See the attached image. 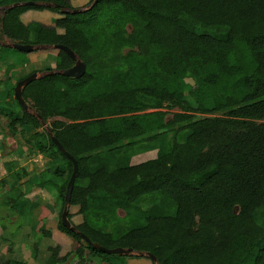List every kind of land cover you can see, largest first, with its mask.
I'll use <instances>...</instances> for the list:
<instances>
[{
    "label": "trees",
    "instance_id": "16d2710c",
    "mask_svg": "<svg viewBox=\"0 0 264 264\" xmlns=\"http://www.w3.org/2000/svg\"><path fill=\"white\" fill-rule=\"evenodd\" d=\"M64 9L76 10L69 0H0L1 40L66 46L87 65L83 78L65 77L60 72L76 61L58 51L55 68L24 88L43 121L14 97L26 77L8 88L4 99L11 102L0 105L11 135L25 137L50 161L29 187L56 192L58 230L79 244L65 255L49 246L42 264H123L131 257L107 255L63 226L74 166L49 131L78 163L69 208H78L83 221L74 223L70 211L68 218L94 244L149 253L154 264H264V0H92L81 13ZM30 11L59 17L53 26L25 24ZM154 149L155 159L131 163ZM11 172L17 183L29 177ZM156 192L176 203L175 216H147L145 226L125 232L88 220L98 204L107 217ZM9 205L18 216L40 209L37 232L52 238L46 207L22 193ZM39 255L37 242L36 262Z\"/></svg>",
    "mask_w": 264,
    "mask_h": 264
},
{
    "label": "rangeland",
    "instance_id": "374dc122",
    "mask_svg": "<svg viewBox=\"0 0 264 264\" xmlns=\"http://www.w3.org/2000/svg\"><path fill=\"white\" fill-rule=\"evenodd\" d=\"M71 2L72 8L76 10H81L82 12L89 9L92 6V0H69ZM35 17L37 16H49V18L42 19V23L49 24L53 23L54 21H51L50 17H59L58 14L49 12V11H32ZM31 15V14H30ZM0 16H2V12L0 11ZM36 19V18H34ZM27 20V22H29ZM54 25V23H53ZM3 41L6 44H11V41L7 38H4ZM23 55L20 51L16 49H9L4 48L3 49V58L7 59L8 56L14 57ZM42 75V74H41ZM186 82L190 84H194L192 80H187ZM174 112H180L179 110H175ZM200 117H203V115H199ZM171 118V116H169ZM9 131V130H8ZM9 135H11L10 131L8 132ZM12 136V135H11ZM173 135H170L168 142L171 141V137ZM13 138H16V140L19 142L21 146H26L25 143V137L23 136H12ZM182 137H179V141H181ZM24 140V143H23ZM28 147V146H26ZM34 150H36L34 148ZM159 150V147H158ZM158 150L154 149L152 151L145 152L143 154L136 155L131 160L133 165L141 164L143 162L155 159L158 154ZM37 153V151H35ZM45 161H48L45 159ZM115 164H118V162H115ZM43 165H46V162H43ZM50 166H45V169H48ZM116 167V165H115ZM20 169L19 171H21ZM5 172H7L6 180H9V182H13L12 174H10V170L8 167L4 169ZM27 171V170H26ZM28 172V171H27ZM28 174H30L28 172ZM38 171L37 169L34 170L33 175H37ZM50 179H53L52 176L49 177ZM33 179V178H31ZM12 185V184H11ZM27 188V187H26ZM33 187L28 190L27 192L33 190ZM13 194H16V191L14 190L12 192ZM38 194V193H37ZM37 194H34V192H31V194L28 196L30 199L34 200L37 199ZM41 196L50 197V195L46 192H42ZM42 199V198H41ZM6 201V200H4ZM46 207L52 214L47 216L46 222H45V228L49 231L58 232V219H59V212H60V204H54L46 205ZM120 210V211H119ZM123 209H118L116 211V215L113 213L107 212V217H105V211L102 207H100V204H98V208L92 207L89 213V222L91 225L97 227V228H104L106 226L108 230L112 231L115 229H120V232H125L130 229L138 228L145 226L146 224V217L147 216H156V215H164V216H175L177 211L176 203L168 196H165L159 192L152 193L149 195H146L143 197V200L137 204L134 205V207L126 208V210L121 211ZM69 211L73 215V221L76 224H79L83 221V218L81 215L78 214V208H69ZM10 212V205L4 206L2 203V200H0V216H2V219L0 220V230L6 232V230H9L6 233V238L0 241V261H8V260H17V261H25L29 262L30 264H42L48 257V251L47 248L49 246H55L59 245L62 248V254L65 255L68 252L75 250L79 247V244L73 240L72 238L68 237L67 235L61 233V239L59 237H53L51 239H45L41 237L40 234H38L36 226L40 222V214L41 211L38 209L36 212V217L34 222H32L30 225H27V221L30 220L32 216H15L16 218H10L6 217L5 214ZM126 212V213H125ZM101 214V220H98L97 216L95 214ZM19 228H21L19 230ZM4 229V230H3ZM2 234L0 233V237ZM18 236V237H17ZM38 242L39 249H40V255L39 260L36 262L33 259L32 256V249L35 243ZM130 258H126L125 260H122L123 264H154V261H152L148 256H143L138 253H133L130 255ZM68 264H76L75 259H72Z\"/></svg>",
    "mask_w": 264,
    "mask_h": 264
},
{
    "label": "crops",
    "instance_id": "0c3cea01",
    "mask_svg": "<svg viewBox=\"0 0 264 264\" xmlns=\"http://www.w3.org/2000/svg\"><path fill=\"white\" fill-rule=\"evenodd\" d=\"M31 14V15H30ZM33 12L30 11L26 13L22 20L25 24H29L31 22H40L42 23V19L49 18V16H37L35 17L32 15ZM36 18V19H34ZM57 17L51 16V21H54ZM27 22V20H29ZM44 24V23H43ZM48 26H53V23L45 24ZM5 40V39H4ZM0 41V105L5 106L8 103H10V98H5V95L7 94L8 88H10L12 85H14L19 79L28 77L33 71H39L38 75H41L43 71H46L49 68H55L57 63V56H58V50H56L54 47H37L30 53H23L24 56H8L7 59H4L3 56V48L2 46L6 47V43L3 41ZM12 44V43H11ZM13 49V48H9ZM7 120H5L2 116L0 117V200H2V203L4 206L9 205V201L11 199H15L19 196L20 193L25 195V198L29 201L39 203L41 206L51 205L53 206L55 203L59 204L56 200V192L52 189H42L40 187L34 186L30 190L28 180L30 178L34 177V170L37 169L38 174L45 171V166H52L50 161L45 158L43 155L36 153L34 150L30 149L29 147L21 146L19 142L16 140V138H13L11 135H9V131L7 129ZM27 137H29L27 135ZM26 137V138H27ZM24 143V140H23ZM48 160V161H45ZM43 162H46V165H43ZM6 167L9 168L10 174H12L11 171H19L27 170L30 174L29 177H25L22 175L21 180L17 183L15 180L13 182H9V180H6L7 172L4 171ZM17 183V184H15ZM12 184V185H11ZM14 187V188H13ZM27 187V188H26ZM16 191V194L12 193L13 191ZM31 192H34V194H37V199H30L28 196L31 194ZM48 193L50 197L41 196V193ZM42 198V199H41ZM6 200V201H4ZM37 212V211H36ZM36 212H34L33 215H31V222L30 220L27 221V225H30L32 222H34L36 217ZM52 214V213H51ZM6 217L10 218H16L15 216H18L13 211H10L5 214ZM2 219V216H0V220ZM21 228H19L20 230ZM9 230L4 231L0 230V233L2 236L0 237V241L6 238V233ZM59 237L62 238L61 233L58 231L53 232V237ZM18 237V236H17ZM47 259V258H46Z\"/></svg>",
    "mask_w": 264,
    "mask_h": 264
},
{
    "label": "water",
    "instance_id": "95a60500",
    "mask_svg": "<svg viewBox=\"0 0 264 264\" xmlns=\"http://www.w3.org/2000/svg\"><path fill=\"white\" fill-rule=\"evenodd\" d=\"M27 5H35V3L29 2V3H27ZM46 6L50 7L51 5H46ZM81 12H82L81 10H73V11L66 10V9L63 10V13H65V14H77V13H81ZM0 41H1V39H0ZM6 47L16 49V50L23 52V53H30L35 49L34 46H29V45L25 46V45H20L17 43L8 44V45H6ZM54 48L58 51L65 52L66 54H68L71 57V59L76 61L75 65L71 69L62 71V72H60V74L64 75L65 77L74 78V79L83 78L87 72V65L80 58H78L76 53L73 52L68 47L62 46V45L54 46ZM38 78H39L38 73H34V74H31L30 76L26 77L25 79L19 81L16 85V88H15L14 97L17 100L20 107L25 112L32 113L40 121H43L42 117L39 114H36L35 112H33L32 108L27 104V102L25 101V99L23 97L24 88L27 87L32 82H34L35 80H37ZM49 134L52 137L53 142L59 148V150L73 163V166H74L72 176L69 180V183H68L67 189H66L65 208H64V211L62 213V224H63V226H65L66 228L70 229L73 232L79 233V235L84 239V241L88 245L93 246L95 249L100 250L101 252H103L107 255L128 256V255L133 254L134 253L133 249H123V248L108 249V248H105L99 244H94L88 236H86L85 234H83L81 232H78L77 229L72 226L71 222L69 221L68 214H69V207L71 205V200H72V195H73L75 183H76V180L78 178L79 167H78V163L75 160V158H73L65 150V148L61 145V143L53 136L51 131H49ZM138 254L143 255V256H148L151 260H153L154 262H157L156 257L149 254V253H138Z\"/></svg>",
    "mask_w": 264,
    "mask_h": 264
}]
</instances>
